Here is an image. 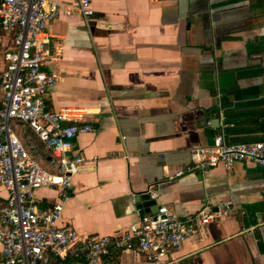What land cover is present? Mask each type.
<instances>
[{
	"label": "crops",
	"instance_id": "1",
	"mask_svg": "<svg viewBox=\"0 0 264 264\" xmlns=\"http://www.w3.org/2000/svg\"><path fill=\"white\" fill-rule=\"evenodd\" d=\"M89 1L88 17H53L42 64L58 73L45 108H78L92 126L72 139L69 156L83 161L57 223L84 237L114 234L141 214L151 189L178 216L230 199L228 214L197 224L170 264H264V165L190 166V149L218 132L226 142L264 140V0ZM12 38L0 25V73ZM25 133L50 169V150ZM35 197L41 208L59 200L53 186ZM112 258L157 264L136 248Z\"/></svg>",
	"mask_w": 264,
	"mask_h": 264
},
{
	"label": "built area",
	"instance_id": "2",
	"mask_svg": "<svg viewBox=\"0 0 264 264\" xmlns=\"http://www.w3.org/2000/svg\"><path fill=\"white\" fill-rule=\"evenodd\" d=\"M72 12L90 16V1L77 0L62 7L47 0H0L1 28L13 32L12 45L3 51L0 73V184L7 190V195L0 196V264H50L52 260H57L55 264H117L112 253L131 248L149 262L170 264L197 224L228 214L230 199L219 202L215 209L206 203L184 216L158 204L156 211L140 214L114 234L84 237L70 225L57 223L70 195L71 177L83 161L80 154L69 156L72 139L92 129L90 123L78 119V108L50 110L43 101L58 78V73L42 69L48 26L54 16ZM73 110L76 118H70ZM13 118L50 150V169L38 162L40 152L28 134L21 138L12 129L9 121ZM190 151V166L200 169L218 163L230 169L238 160L264 165V140L226 142L222 132L210 144ZM42 186L57 189L59 200L50 207L37 204L35 190ZM148 195L155 198L157 193L151 189Z\"/></svg>",
	"mask_w": 264,
	"mask_h": 264
},
{
	"label": "water",
	"instance_id": "3",
	"mask_svg": "<svg viewBox=\"0 0 264 264\" xmlns=\"http://www.w3.org/2000/svg\"><path fill=\"white\" fill-rule=\"evenodd\" d=\"M137 206L139 208V212L142 214L149 211L150 212L156 211L158 207V203L154 198H145L139 201Z\"/></svg>",
	"mask_w": 264,
	"mask_h": 264
},
{
	"label": "rangeland",
	"instance_id": "4",
	"mask_svg": "<svg viewBox=\"0 0 264 264\" xmlns=\"http://www.w3.org/2000/svg\"><path fill=\"white\" fill-rule=\"evenodd\" d=\"M9 124L17 134H19L20 129L23 128L22 122L19 119H10Z\"/></svg>",
	"mask_w": 264,
	"mask_h": 264
},
{
	"label": "trees",
	"instance_id": "5",
	"mask_svg": "<svg viewBox=\"0 0 264 264\" xmlns=\"http://www.w3.org/2000/svg\"><path fill=\"white\" fill-rule=\"evenodd\" d=\"M53 263L55 264V263H56V261L52 260L51 264H53Z\"/></svg>",
	"mask_w": 264,
	"mask_h": 264
}]
</instances>
